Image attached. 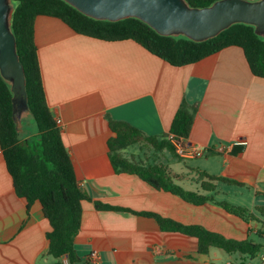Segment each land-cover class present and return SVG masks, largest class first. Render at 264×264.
I'll return each mask as SVG.
<instances>
[{"label":"crops","instance_id":"obj_1","mask_svg":"<svg viewBox=\"0 0 264 264\" xmlns=\"http://www.w3.org/2000/svg\"><path fill=\"white\" fill-rule=\"evenodd\" d=\"M35 40L49 107L62 121L77 179L92 199L82 203L76 240L85 263L98 251L101 264H264V249L255 257L218 248L201 254L196 238L163 231L155 218L136 214L155 213L230 239L264 244L258 236L264 231V78L252 73L242 48L228 47L198 63L176 67L133 40L80 35L51 16L36 19ZM184 101L199 106L186 144L204 155L163 154L160 160L171 171L175 163V182L186 190L244 208L257 221H246L215 203H189L137 175L116 173L109 153L115 134L106 116L158 136L170 132ZM201 173L244 185L221 182L209 193ZM96 201L130 211L98 210ZM51 230L42 204L29 209L27 200L16 194L0 147V264H56L49 254ZM253 235L257 239L252 240Z\"/></svg>","mask_w":264,"mask_h":264},{"label":"trees","instance_id":"obj_2","mask_svg":"<svg viewBox=\"0 0 264 264\" xmlns=\"http://www.w3.org/2000/svg\"><path fill=\"white\" fill-rule=\"evenodd\" d=\"M190 7L203 9L221 0H185ZM253 1V0H246ZM15 11L12 31L16 36L20 60L27 79L28 103L31 121L35 129L20 130L14 120L13 93L11 85L0 73V147L7 168L13 178L16 194L27 200L28 208L40 202L52 230L47 233L49 254L56 264H89L84 262L76 249V240L83 220V201L92 200L77 179L74 163L66 147L62 129L58 126L48 104L44 77L35 40V22L39 16L58 18L77 34L105 41L133 40L152 54L176 67L187 66L219 53L228 47L244 50L252 73L264 78V38L257 26L236 23L218 36L196 41L189 36H166L160 34L139 18L121 21L98 20L89 17L65 0H13ZM198 105L184 101L177 111L169 133L148 136L132 124L106 118L115 134L109 141L110 159L116 173L137 175L153 188L175 194L189 203L204 205L215 203L230 214L246 221H257L255 215L227 202L218 203L213 196L189 191L175 182L169 164L161 161V155L183 158L177 145L186 146L198 113ZM141 146L151 152L153 158L139 159L127 155V151ZM160 160V162H156ZM203 189L215 193L218 183L243 186L244 184L207 173H201ZM206 179V180H205ZM98 210L130 211L95 202ZM262 211V210H261ZM136 213V212H135ZM155 218L161 229L176 232L198 240V250L207 254L218 248L228 254L241 253L255 257L264 249L261 242L236 240L210 231L202 225H185L155 213H136ZM264 215V212L262 211ZM264 239V231L259 232Z\"/></svg>","mask_w":264,"mask_h":264},{"label":"water","instance_id":"obj_3","mask_svg":"<svg viewBox=\"0 0 264 264\" xmlns=\"http://www.w3.org/2000/svg\"><path fill=\"white\" fill-rule=\"evenodd\" d=\"M83 14L98 19L121 21L139 18L162 35L186 34L196 41L218 36L236 23L264 31V0H221L211 7L192 8L185 0H65ZM13 0H0V73L11 85L14 120L20 129L30 114L27 79L12 31Z\"/></svg>","mask_w":264,"mask_h":264},{"label":"rangeland","instance_id":"obj_4","mask_svg":"<svg viewBox=\"0 0 264 264\" xmlns=\"http://www.w3.org/2000/svg\"><path fill=\"white\" fill-rule=\"evenodd\" d=\"M261 0H253L252 2H259ZM13 5L15 6L14 2H13ZM260 35L264 38V31H261L258 27H257ZM174 36L176 37H182V36H187L186 34H175ZM30 117V114L29 115H25L22 120H21V126H20V130H31V128L35 129V124L33 121H31V119H29ZM133 152L135 153V155H137L138 157L140 158H143V159H147V158H150L152 159L153 158V155H150V151L146 148H142L141 146H135L134 148H130L129 149V152ZM171 168H172V172L174 173V171H177V168H176V165L175 163H172L171 165ZM176 168V169H175ZM246 194H250V192L246 191ZM235 196L236 195H233L231 199H235ZM251 196V195H250ZM238 199H241V196L238 197ZM252 240H255L257 239V236L256 235H253V237L251 238Z\"/></svg>","mask_w":264,"mask_h":264},{"label":"built area","instance_id":"obj_5","mask_svg":"<svg viewBox=\"0 0 264 264\" xmlns=\"http://www.w3.org/2000/svg\"><path fill=\"white\" fill-rule=\"evenodd\" d=\"M57 124L60 128H62V121L57 120ZM177 152L183 158H197L202 157L203 151L200 149H194L190 146H183L181 144L177 145ZM87 262L89 264H101V256L98 251H93L87 258Z\"/></svg>","mask_w":264,"mask_h":264}]
</instances>
